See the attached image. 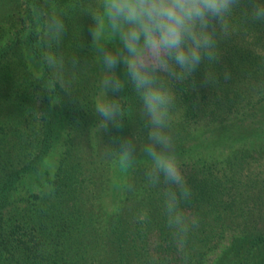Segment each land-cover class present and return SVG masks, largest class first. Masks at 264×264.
I'll return each instance as SVG.
<instances>
[{"label": "rangeland", "instance_id": "obj_1", "mask_svg": "<svg viewBox=\"0 0 264 264\" xmlns=\"http://www.w3.org/2000/svg\"><path fill=\"white\" fill-rule=\"evenodd\" d=\"M96 3L97 0H0V47L6 48L5 83L9 86V100L6 105L0 104V111L6 124L17 126V129L10 132L7 129L4 143L9 146L12 142L14 154L25 161L38 155L37 161L32 162L26 172L16 179L8 204L15 206L14 208L31 205L33 201L40 200L34 194L41 195L44 199L47 188H41L39 183H44L46 179L45 183L51 186L49 180L56 178L59 174L57 170H62L64 166L61 164H65L69 172H66L64 178L72 176L75 183L74 189L70 193L64 192L61 197H64L65 208L73 203L74 209L78 206L80 212L59 216V220L64 222L62 230H66L67 235L60 234L58 238V243L61 241L64 249L69 252L71 250L74 255L80 251L86 260V263L81 264H166L158 260L154 251L159 239L154 233L145 235L148 227L153 225L147 221L143 198L153 188L143 176L145 162L140 145L147 138V129L139 116L140 105L131 85L127 84L125 90L118 94L122 97L121 103L128 117L124 119L123 127L119 131L111 125L107 131L100 129V118L93 110L103 73L95 60V50L89 35L93 22L90 14L86 12L94 8ZM53 17L61 18L65 24V31L59 39L48 30L49 19ZM32 24L38 32L37 40L34 41V52L27 50L30 45L27 31L32 28ZM252 39L251 36L246 39L241 36L234 43L240 53L249 48L253 53V47L263 48V45L255 46ZM231 44L229 41L222 42L220 49L230 48ZM116 46L119 47L118 41ZM258 49L263 52L261 48L256 50ZM220 53L222 54L221 51ZM53 55L56 61L54 66L51 64ZM249 55L251 61H254V57ZM74 57L78 58L79 64L73 63ZM45 63L50 66L51 80L40 73L41 65ZM223 63L221 59L214 65V69L202 63L196 75L183 84L173 82L175 102L172 108L171 131L185 179L190 172L188 162L196 153L216 154L229 148L226 141L208 140L207 136L211 129H216L217 122L203 126L205 118H201L200 108L191 112L185 96L191 95L200 107L203 105L204 94H212L208 98L211 101L221 99L222 92L232 95L243 82H250L251 91L257 89L253 86L257 82L255 73L248 77L239 75L242 69L236 74L238 76H234L231 68V80H226L224 69L217 67ZM250 68L261 70L263 67L259 63L251 62ZM205 69L215 74L213 83L205 82ZM117 71L124 76L123 65L118 66ZM38 81L46 84V88H53L52 95L45 97L44 90L42 95L34 91L38 88ZM65 89L70 93L65 92ZM242 96L238 106L234 105L231 109V112L238 109L237 113L225 118L224 123L257 120L260 112L248 116V113H243L239 108L249 98L250 93ZM34 101L45 105L44 114L50 124V145L45 152H41L38 147L40 137L44 135L39 121L43 113L39 105H34ZM211 101L208 102V108L223 104H214ZM10 102L16 103L15 110ZM251 112L250 109L249 113ZM218 114L222 117L220 119H224L222 113ZM25 117L27 120L23 119ZM121 136L133 138L137 145L136 162L127 170L120 167L115 156L107 154V146L116 147L113 137ZM13 137L15 138L12 139ZM243 142L245 141L241 140L235 144ZM156 192L159 194L158 190ZM67 222L71 224L67 225ZM122 223L126 226H122ZM123 227L126 229L121 232ZM69 229L71 231H67ZM230 232L229 229L225 233ZM214 254L217 253L209 255ZM208 261L210 259L206 260Z\"/></svg>", "mask_w": 264, "mask_h": 264}, {"label": "trees", "instance_id": "obj_2", "mask_svg": "<svg viewBox=\"0 0 264 264\" xmlns=\"http://www.w3.org/2000/svg\"><path fill=\"white\" fill-rule=\"evenodd\" d=\"M247 6V0H243L242 8L231 18L234 31L229 38L221 40L220 43L229 41L232 44L230 48L220 49L222 52L220 60L223 59L224 63L218 64L217 67L224 69V72L225 69L232 68L234 76H238L236 74L240 69L242 73L239 75L243 74L246 77L255 73L257 82L253 86L257 89L251 91L250 82H243L232 95L222 92L221 99L211 101L208 98L212 94H204L203 105L200 107L191 95L185 96L191 112L200 108L201 118H205L203 126H210L213 121L217 122L216 129L210 130L208 140L226 141L229 145L228 149L216 154L196 153L188 162L190 172L186 181L191 190V198L181 202V209L189 219L194 217L197 220L198 227L190 228L187 233L179 230L173 232L167 227L161 188L152 187L153 189L143 198L147 221L153 225L148 227L145 235L154 233L159 239L154 251L158 260L166 264H204V262L205 264H264V23L247 19L244 15ZM241 36L245 39L251 36L253 38L251 42L255 46L263 45V48L253 47V53L250 48L240 53L234 42ZM27 37L28 43L30 42L27 50L34 52L36 50L34 41L37 40L38 32L33 24L27 31ZM255 48H261L263 52ZM5 52L6 48L0 47V104L3 105L9 100V86L5 83L7 80ZM249 54L254 57V61H251ZM22 56L26 58L23 50ZM250 61L259 63L263 68H260L261 70L250 68ZM49 68L47 63L41 65L40 73L51 80L52 72ZM209 68L214 69V65H210ZM37 86L34 91L42 95L44 90L45 97L52 95L54 91L53 88H46V84L42 81H38ZM249 93V98H246L239 108L243 113H248V116L260 112L257 120L224 123L225 118L231 117V114H236L238 111L236 109L231 112L232 106L239 104L242 95L247 96ZM209 101L223 104L216 108L213 106L208 108ZM10 104L15 110L16 103L10 102ZM34 105H39L43 113L39 121L44 135L40 137L38 147L41 152H45L50 145L48 141L50 124L44 114L45 105L35 101ZM218 113H222L224 119H220L222 117ZM4 119L0 111V264L86 263L80 251L77 255L71 254V250L69 252L68 249L63 248L61 241L58 243L59 235L66 233V230H62L64 222L59 220V216L80 212L78 206L76 210L74 209L73 203L65 208L64 197H61L64 192L70 193L75 183L72 176L64 178L69 172L65 164H61L64 166L62 170H57L59 174L56 178L48 179L52 183L51 186L45 183L46 179L44 183H39L41 188H47L44 199L41 195L34 194L40 200L33 201L31 205L20 208L9 206L8 199L16 179L26 172L32 162L37 161L38 155L25 161L14 154L12 142L7 146L4 139L7 129L10 132L17 129V126L6 124ZM23 119L27 120L26 117ZM241 140L245 142L235 144ZM66 224L70 225L71 222ZM122 226L126 224L122 223ZM125 229L126 227H123L121 232ZM229 229L230 234H226V230L228 232ZM65 236L67 237L66 234ZM210 253L217 254L211 256ZM207 259L210 261L206 262Z\"/></svg>", "mask_w": 264, "mask_h": 264}, {"label": "clouds", "instance_id": "obj_3", "mask_svg": "<svg viewBox=\"0 0 264 264\" xmlns=\"http://www.w3.org/2000/svg\"><path fill=\"white\" fill-rule=\"evenodd\" d=\"M247 4L245 17L264 23V0H247ZM242 5L243 0H97L86 12L93 22L89 35L95 60L103 73L93 105L100 118L98 127L105 131L110 125L118 131L123 127L128 117L118 94L130 84L147 129V138L140 145L143 176L149 185L161 188L166 224L173 232L187 233L198 227L197 220L189 219L181 209V202L191 198V190L171 131L173 82L183 84L202 63L210 66L219 62L220 42L232 35L231 18ZM48 30L59 39L65 24L59 17L50 18ZM55 63L53 55L51 64ZM73 63L79 64L77 57ZM120 65L123 77L117 71ZM204 76L206 83H213L212 71L205 69ZM224 78H231L228 69ZM113 144L116 147H106L107 154L115 156L123 170L133 167L137 152L134 139L113 137Z\"/></svg>", "mask_w": 264, "mask_h": 264}]
</instances>
